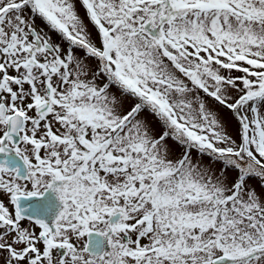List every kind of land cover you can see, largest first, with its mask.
<instances>
[{"label": "snow or ice", "instance_id": "snow-or-ice-1", "mask_svg": "<svg viewBox=\"0 0 264 264\" xmlns=\"http://www.w3.org/2000/svg\"><path fill=\"white\" fill-rule=\"evenodd\" d=\"M0 264H264V0H0Z\"/></svg>", "mask_w": 264, "mask_h": 264}]
</instances>
